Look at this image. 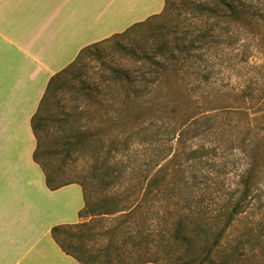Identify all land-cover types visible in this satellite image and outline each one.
<instances>
[{"label": "rangeland", "instance_id": "rangeland-1", "mask_svg": "<svg viewBox=\"0 0 264 264\" xmlns=\"http://www.w3.org/2000/svg\"><path fill=\"white\" fill-rule=\"evenodd\" d=\"M204 1L209 0H172L170 13L149 28L113 38L84 56L43 106V148L55 152L46 156L49 171L63 180L87 177L94 188L87 189L92 202L104 195L127 197L122 204L128 207L140 202L128 213L89 220L94 243L101 247L107 237L101 240L104 236L95 233L119 225L120 244L118 234L130 232L138 245L133 247L129 239L124 244L131 249L123 260L129 264L147 259L188 264L185 259L190 252L200 253L201 244L194 242L188 251L174 239L177 219H200L212 231L219 229V199L239 187L240 173L253 160L260 194L235 216L211 255L219 261L233 254L232 264H264V18L253 20L250 27H231L218 44L183 52L158 83L130 85L119 82L114 73L122 68L130 70L131 77L139 75L133 72L141 66L133 54L143 50L160 59L157 47L177 35L168 30L185 23L197 10L193 7ZM207 72L213 74L205 81ZM206 117L212 118L206 129L192 130L177 141L176 132L183 126L199 121L203 128ZM70 127L89 134L91 148L84 155L61 146ZM201 147L209 156L202 162L188 160V151ZM156 170L165 183L144 195L143 177ZM112 175H120L118 182L101 189V177ZM205 192L219 198L198 203ZM189 197L193 200L186 201Z\"/></svg>", "mask_w": 264, "mask_h": 264}, {"label": "crops", "instance_id": "crops-1", "mask_svg": "<svg viewBox=\"0 0 264 264\" xmlns=\"http://www.w3.org/2000/svg\"><path fill=\"white\" fill-rule=\"evenodd\" d=\"M163 6L164 0H0V264H80L51 228L81 221L82 189L46 186L33 159L31 118L50 78L82 48Z\"/></svg>", "mask_w": 264, "mask_h": 264}, {"label": "trees", "instance_id": "trees-1", "mask_svg": "<svg viewBox=\"0 0 264 264\" xmlns=\"http://www.w3.org/2000/svg\"><path fill=\"white\" fill-rule=\"evenodd\" d=\"M171 5L172 0H164L163 9L158 14L134 23L121 33L114 34L107 39L82 48L73 62L50 78L37 110L31 118V128L36 139L33 159L39 164L43 171L46 186L50 189H56L63 185L76 183L82 189L84 204L78 211V216L81 221L75 224L55 225L51 228L52 238L61 250L75 258L80 264H129L127 261L123 260L129 257L131 249L124 246V244L127 242L126 240L129 239V241L133 242V247L138 245V242L132 241L133 236L130 232L126 230L118 234L122 239L120 244L117 243L118 241L116 238V230L118 229L116 227L119 225L108 230L106 229L104 232L95 233V235L104 236L101 240L107 237L101 247V245L94 243V234L90 232L93 228L89 220L96 216L103 217L121 212L128 213L132 209H135L136 206L140 207V202L134 203L135 205L131 204L128 207L122 204L127 197L121 198L108 195L101 196L95 202H92L89 200L87 189L91 188L94 192V188L89 187L90 185L87 177L78 180L70 177L69 179L63 180L55 170L49 171L48 163L50 164V162L46 160V156L50 155V153L54 154L55 152L49 151L50 147H48V149L46 147L43 148L44 143L42 142L41 134L46 132L44 126L46 109L44 111L43 106L50 100V97L57 89H61V86L65 83L64 79L66 75L72 73L84 56L94 54V52L100 50V46L113 38L125 36L127 33L134 30L138 31L149 28L155 23L156 19L165 17L170 13ZM193 8L197 10H194V13H189V18L186 19L185 23H179L174 28L172 27L168 30V34L173 33L177 35L174 41H164L157 47L156 50L161 56L160 59L155 57V55H151L146 50H143L141 54L134 53L133 57L140 62L141 66L136 69L137 71L135 70L133 72H138L139 75L131 77L130 70L119 68L114 71L117 80L130 85H136L137 82L143 85H148V83L150 84L153 82L158 83L162 80L161 77L166 73L168 67L176 62L183 52H190L195 48H203V46L208 47L211 44H218L219 39L223 38V36L225 37L231 27H250L253 20L264 18V0H209L198 3V5H195ZM229 37L232 39L231 35H229ZM229 42L232 43L231 41ZM147 73L154 75V77L152 79H147ZM212 74L211 72L204 73V80L207 81L210 79ZM211 120V117H206L203 120V128L202 123L199 121H194L191 126H183L176 132L177 141H179V143L182 142L192 130L200 129L199 131L201 132L202 129H206L207 123ZM77 128H69L70 135L66 136L61 146L64 145L67 152H82V155H84L86 153L85 150L91 148V140L88 138L89 134L82 131L80 127L79 129ZM75 129H77V131L73 132ZM126 143L127 140L124 141V144ZM208 156L204 147L190 149L187 153L188 160H191V162L196 159L202 162L203 158ZM41 157L44 159H41ZM200 162H197V164H200ZM110 167L111 166L106 167V173L109 171ZM158 170L151 176L143 177V182H145L144 195H148L153 188H157L162 183H165V176H162ZM95 171H97V169H95ZM255 173L256 161L253 160L249 167L243 169L240 173L239 187L235 189L234 192L226 193L223 197H220L219 212L216 215L221 224L219 229L217 228L212 231L209 225L200 219L193 221L185 216L177 219L173 230L175 234L174 239L180 241L183 246L188 247V251L194 249V242H199L201 244V247H199L200 253L193 254L190 252V255L187 256L189 259H185V263L232 264L233 254L224 256V258L217 261L213 259L211 255L212 250L219 244L224 231L233 222L235 216L244 210L246 204L250 203L254 196L260 194L258 193V183L255 181ZM119 178L120 175H112V178L102 176L100 180L101 189H105L114 183L116 184ZM263 191L264 190H262V192ZM218 198L219 196H213L212 193L205 192L199 194L198 203L214 202L213 200ZM189 199L193 200V197L187 198L186 201ZM124 224L125 223H122L121 225ZM92 240L93 242L89 243ZM240 256L241 253H238V257ZM147 262L163 264L155 259H147L142 262L136 261L132 264H143Z\"/></svg>", "mask_w": 264, "mask_h": 264}]
</instances>
